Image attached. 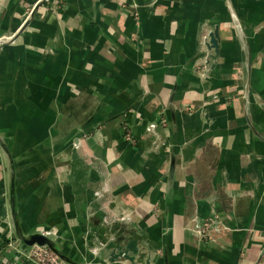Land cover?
I'll use <instances>...</instances> for the list:
<instances>
[{"label": "crops", "instance_id": "obj_1", "mask_svg": "<svg viewBox=\"0 0 264 264\" xmlns=\"http://www.w3.org/2000/svg\"><path fill=\"white\" fill-rule=\"evenodd\" d=\"M61 2L0 0L22 232L55 230L79 264H264V0ZM217 28L207 70L200 40ZM10 186L0 147V258L33 264ZM216 216V242L199 241Z\"/></svg>", "mask_w": 264, "mask_h": 264}, {"label": "built area", "instance_id": "obj_2", "mask_svg": "<svg viewBox=\"0 0 264 264\" xmlns=\"http://www.w3.org/2000/svg\"><path fill=\"white\" fill-rule=\"evenodd\" d=\"M40 4H44L45 6H58L61 5V0H39ZM39 5V4H37ZM37 8V6L35 7ZM210 34L211 32H204L201 36V40H200V44H201V48L202 50H206L207 52V48L206 45L207 43L210 42ZM4 42H2L3 44ZM1 45V42H0ZM207 56L205 57L204 60V68H207L206 62H207ZM202 65V63L198 66L200 67ZM206 74V72H205ZM204 74V75H205ZM156 128L155 124H152L149 128H148V132L149 133H154ZM125 139L128 142L133 143V139L132 136L130 135L129 131L125 130ZM77 148V146H75ZM222 224L218 218V216L211 218L210 220H208L207 222H205L203 224V226L197 228L196 232H195V236L196 238H198L199 241H210V242H216L215 238L213 237V233H221L222 231ZM38 234H42L45 235L55 241H57V232L55 230H46V229H42L40 231H37ZM21 246V248L19 249L18 252L21 253L25 258L29 259L33 264H64V262H62L53 252H51L49 249L44 248V247H38V246H34V247H30L27 248L25 247L22 243L19 244ZM97 252H94V254ZM119 258V259H118ZM117 259H114L112 257L106 259L104 262H101L100 264H111V261L113 260L114 264H123L126 263L127 260V255L123 254L120 257H118ZM0 264H5L4 261L0 258ZM11 264H18V263H11Z\"/></svg>", "mask_w": 264, "mask_h": 264}, {"label": "water", "instance_id": "obj_3", "mask_svg": "<svg viewBox=\"0 0 264 264\" xmlns=\"http://www.w3.org/2000/svg\"><path fill=\"white\" fill-rule=\"evenodd\" d=\"M36 10V8H35ZM34 10V12H35ZM32 13V15L34 14ZM20 35V34H18ZM17 35V37H18ZM16 39V38H13ZM14 41V40H13ZM206 48L208 51L213 52L207 58L206 66L207 70H213L215 68L216 63L220 58V34L219 29L217 28L212 34H210V42L207 43ZM0 147L7 155L9 161V168L11 173V186H10V196H9V205L11 209V215L15 226V233L18 241H20L25 247L30 248L34 246L44 247L53 252L64 264H79L74 262L62 249L57 245V241L34 232L32 234H24L20 228L17 212H16V185H15V164L12 154L8 148V146L4 143L3 139L0 137ZM174 162L172 165V171L174 170ZM124 222V221H123ZM126 254L125 252L121 253V255ZM119 256V257H120ZM264 256V252L262 257ZM261 257V258H262Z\"/></svg>", "mask_w": 264, "mask_h": 264}, {"label": "bare ground", "instance_id": "obj_4", "mask_svg": "<svg viewBox=\"0 0 264 264\" xmlns=\"http://www.w3.org/2000/svg\"><path fill=\"white\" fill-rule=\"evenodd\" d=\"M63 246V245H62Z\"/></svg>", "mask_w": 264, "mask_h": 264}, {"label": "rangeland", "instance_id": "obj_5", "mask_svg": "<svg viewBox=\"0 0 264 264\" xmlns=\"http://www.w3.org/2000/svg\"><path fill=\"white\" fill-rule=\"evenodd\" d=\"M91 264V263H90Z\"/></svg>", "mask_w": 264, "mask_h": 264}]
</instances>
